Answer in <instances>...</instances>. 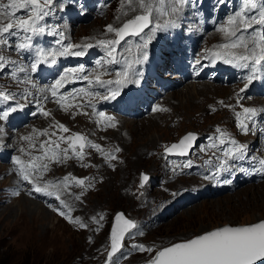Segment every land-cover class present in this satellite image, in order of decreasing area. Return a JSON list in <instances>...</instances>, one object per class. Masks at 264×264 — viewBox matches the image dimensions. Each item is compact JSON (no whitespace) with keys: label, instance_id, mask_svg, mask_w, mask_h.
<instances>
[{"label":"rangeland","instance_id":"rangeland-1","mask_svg":"<svg viewBox=\"0 0 264 264\" xmlns=\"http://www.w3.org/2000/svg\"><path fill=\"white\" fill-rule=\"evenodd\" d=\"M76 1L78 2V4L74 5L69 11H66L68 13H70L71 11L75 13L73 14L61 13L60 15L56 14V16H62L65 19V21L61 23L62 25L61 29L64 30L65 35L68 36V40L65 41V43H73V44L89 43L96 46L97 41L100 39L114 38V34L106 33L105 29H106V25L108 24L119 26V23H121L116 20V17L120 14L119 11L120 0H76ZM215 1L216 0H212L210 5H211V10L216 12H218L222 6H224L226 3L229 2L231 3L232 7L236 9L234 12L236 13L237 11L242 10L244 4V0H224L223 3L220 2V4L217 5L216 8H214ZM5 2H7V0H5ZM56 2H57L56 4L58 3L61 4V2L64 3L62 0L60 1L56 0ZM71 3L75 4V1H71ZM102 5H104V7H101ZM78 9H82L86 11L87 13L90 14V16L82 17V15H80L81 12ZM54 15L55 12L53 11L52 15H50L48 18H51V16ZM77 16H79L78 21L71 20L72 18ZM128 18H131V14L129 15V17H125V19ZM186 22H188L186 17H181L179 20V28L182 27L181 29L182 32H186L184 31L186 29L184 27L188 26L189 24V23L186 24ZM71 24H73L72 27H70ZM55 25L57 26V23ZM195 25L193 29L195 30V35L197 39H199L198 43L204 42L203 43L204 49L202 51L205 53V49L211 47L210 45H212L213 47L209 49L215 51L216 48L214 43L212 44L213 42L212 40L206 41V39L200 37L202 33V26L201 25L198 26L197 24ZM166 32L170 34V40L172 43H177L179 45L183 44L181 48L182 50H184L185 47H187L186 48L187 53H191L193 55V58H195L193 64L196 63L197 60H199L198 58L200 57V49L202 48L199 49L198 47H193L192 46V44L194 43L193 40L186 39L183 33L177 29L171 28L166 30ZM45 35L52 37L54 41L57 39V37L45 33L44 35H42V37L38 36V40H40L38 46L42 47L43 46L42 41L47 40L45 38L46 37ZM219 35L222 36L223 34L219 32ZM191 37L193 36L191 35ZM131 38L129 39L132 40ZM136 39H140V38L137 37ZM155 39L153 40V42L149 44V46H152L153 43L159 44L162 41H164L163 43L166 42V44L165 46L164 45L160 46V48L162 49L165 48L168 45V43H170L169 38L159 39V37H156ZM34 43L36 44V42ZM172 43L170 44L172 45ZM124 44H125L124 42L121 43V45ZM94 46L92 48H95ZM199 47H201V45H199ZM0 51H2V54H4L5 56L9 55L7 49H3ZM31 54L32 56H34V53ZM97 54H95V56ZM103 54L104 55L99 54V56L96 58H99L101 56L105 58L106 57L105 50L103 51ZM148 54L149 56H152L154 54V51L150 49ZM29 55L30 53H27L24 56V59H20L19 57L23 55L18 54L17 58L20 61L19 63L25 60L26 65L30 64L27 60ZM125 55H127L128 59L130 60L135 59V56L130 53H125ZM79 59H81L82 62L77 67L80 66L84 67V63H83L84 58L82 56H79L77 57L76 61ZM144 62L146 61L142 60L143 64ZM199 65L202 66V64ZM58 66L59 65H57V63L55 65H51L52 69L55 70H59ZM109 66L110 65H107L106 67L109 69ZM204 69L205 66L203 65L201 67L200 72L204 71ZM100 71H103V69H100ZM27 74H31V73L29 72ZM4 75L5 73H0V90H7L10 93L12 92L14 94H17L16 95V97H18L17 101L19 100L23 101V99L20 98V94L22 92L20 90L22 86L20 88H16L19 87L20 84H15L14 82L16 80H13L12 77H10L9 75L7 76L5 75L6 77L9 78L8 80L7 78H5ZM37 75L38 73H36V76ZM22 76L23 73H20L21 78ZM200 77L203 78V76ZM152 80L153 79L149 81ZM194 81L195 80H193V82H184V84L181 85V87L173 90L171 95H168L167 99H165V102L162 105L163 109H166V106L168 107L167 104L168 102H170L171 104H173V102H176L172 106V108L174 110L177 109V111L181 114V116H183L184 119L182 117L174 116L173 113L166 114V112L165 114H163L164 116H162L161 113L164 110H159L157 112H160V116L154 119L155 124L162 122L167 118L168 121H166V124L162 122L166 126L157 124L155 129L150 130L149 129L150 123L148 119L152 117L151 115H153L154 114L153 113L145 118H141V117H140L141 119L138 118L139 121L135 120V123L133 124L131 123L128 124L123 120L124 126L122 129L120 127L121 131L118 133H112V135L116 137V143H110V144L112 146H115L116 148L120 147L121 145L122 147L119 148L120 153L121 151L124 150L123 154H121L122 159L124 158L128 162V166L124 168L123 172H119L116 169L110 171L108 180L103 179L104 181L102 182V179H99L97 181V183L99 182L97 185V189L90 188L93 187L94 184H96L94 178L92 179L91 177L94 175L95 177L97 176L99 177V172L95 174H90L91 169H89L88 171V168L81 169L79 172H74L75 174L74 177L85 180L84 186L87 187L85 189V192H82V189H77L80 190L81 195L82 194L84 195L90 191V193L86 196L87 198L85 197V200L82 202V208L81 210H79V212L84 217H86V215L89 212L92 214L93 212L94 214H96L99 210L100 211L103 210L107 212L106 216L100 218L95 217V220L99 222L98 224L99 226L98 225L95 226L97 228L92 227V229L90 228L88 230L87 229L79 230V227L75 228L73 224H70V222L65 218H63V216L59 215L57 211H53V208L59 206V201L55 200V202H49L47 199H43L41 195L36 193H33L30 196L28 194L30 186L26 182L19 181L20 177L17 173L13 174L14 176L16 175L15 177H13L10 173L6 171V169L9 167V163L4 160L7 157L8 153L5 152L6 154L4 153L3 155H1L0 171H3V173L0 172V264H109L108 255H109V251L111 250V232L115 221V217L120 213H123L124 217H127L129 220L134 221L135 225H137L136 223L138 221L140 223L137 227L131 229L125 235L123 240V247L116 254L113 255L111 264H121V263L147 264L148 261L154 257L156 251L162 249L163 247L170 246L173 243L194 238L196 235H200L206 231H210L225 225H232V226L250 225L264 221V209H263L264 206L261 211H258L257 209L254 210L251 209L253 207V204H255V202L263 203L262 205H264V187H258V188L249 187L247 189H244V191L242 190V192L235 195L232 199L229 198L226 199L225 198L227 197L226 195L218 196L216 198H221L222 202L220 204L219 203L216 204L215 206H210L209 204L210 199L208 201H203L198 205L200 208L198 209V212L197 211L194 212L195 214L193 213L186 215L185 213H182L183 211L182 209L185 207H182L178 211L174 210L172 213H170L171 216L179 215L181 213L182 214L180 216L173 218L172 220H171L172 217L167 218V220L170 221H167L163 225L159 224L156 227V229L151 231L145 225L148 222L143 220H142L143 222H141L139 220L140 217H138V214H141L142 210L145 209L144 207H146L145 204L146 202L143 199L142 200L136 199L135 197H133L134 195L131 196L133 199L131 197L121 198L123 196L122 193L126 191L128 188L133 193H138L139 189H137L136 186H138L142 190L143 187L149 185L150 178L154 177L156 180L158 179V176L160 175V165L157 164L159 161L158 156H154L152 158L149 157L148 155L146 156L148 151L159 147L158 150H160L163 153H166L165 152L166 145L171 146L172 144L178 143L188 133H195L197 136L196 141L199 140L201 142L202 140L201 131L207 130L208 128H210L209 126L211 124L218 121L222 117H225V115H222V113H210V114L206 113L207 110H205V107L208 108L211 103H214V102H210L214 100L211 96L208 98L204 97L205 94H198L196 95V98H192L191 95H186L184 97L182 96L183 93L184 94L187 93L188 84L194 83ZM196 81L202 82L205 80L197 79ZM212 83L214 84V86H211L210 88L212 90L215 89V87L220 86L214 81H212ZM21 85H23V83H21ZM70 85L72 84L70 83ZM151 85H153V89H151L152 95L155 92L166 91V88L163 87L162 85H160V87L157 85V83L155 84L153 83ZM205 90L206 89L203 88L201 91H205ZM179 91H181V93ZM223 91L226 90L223 89ZM151 94L149 92V95L146 96V98L150 97ZM220 95L221 94H219V96ZM53 104L54 101L51 100L48 103V110H45L47 112L49 111L51 112V113L49 112L50 113L49 116L46 117L40 114L39 110H37L36 112L37 114L35 116H31L29 131L23 132L21 130L25 124L22 125L21 127H18L20 129L15 128L12 125L10 118L7 121L8 125L6 122L1 121L0 124H2L5 128L4 133H0V137H2L3 139L1 143L8 140L10 136L12 137V135L13 137L15 135L14 138H17V136L19 137L22 134L30 135L32 134L31 131L33 130L32 128L40 131L50 130V132H55V130L58 128L55 127L52 128V126L56 122H61V124L63 125H65L68 122V125L65 126L69 129V131L66 132L65 135L72 136L75 133H79L86 138L88 136L92 137L104 145V143L101 141V137L104 134L103 132L99 133L93 126L89 128L80 127L81 120L84 122L85 118L79 117L74 113H72L71 115L68 114L66 116V120L63 121L62 119L63 116H60L62 113L59 114V112L56 111V108H52ZM3 105H5L4 102ZM50 108L51 110H49ZM204 116H205V120H204ZM76 118H79L80 120L76 121ZM125 121H133V120H125ZM153 122L151 123V125L153 124ZM34 125L36 126L34 127ZM228 128L232 129L231 127ZM124 129L126 130L124 131ZM17 132H21V133L17 134ZM234 134L235 131L232 130L229 132L228 137L233 138ZM215 135L218 136L219 134L217 133ZM44 138L47 139V137L45 136H39L38 140L40 141L42 139L41 141H43L45 140ZM53 138L54 137H52V139ZM196 141H194V143ZM248 141L252 142V140H248ZM25 143L27 149L28 144L27 142ZM116 148L111 147L110 149L114 150ZM34 154L39 155L40 153L34 150L33 155ZM137 154L140 157V161L137 158L138 157ZM189 154H187L188 156H185L183 158H189V157L195 158V156ZM173 155L177 156V154H173ZM25 156L27 155L25 154ZM27 157L28 159H30L29 156ZM134 160L136 165H133ZM136 160H138L139 162L137 163ZM194 167L198 168L200 170V173L197 176H194L193 178L188 173V169L183 170L181 168H176L171 175L173 187L175 188L176 186H178L177 189L183 187L185 193L194 185H200V184L206 185L212 182L214 179H216V176L211 175L207 170L199 168L197 165H195ZM62 168L63 167H59L51 172L45 173L44 179H49L50 181H52L51 179L53 177L64 175L63 172L65 171V169L62 170ZM143 174L148 175L149 179L145 181L143 187H141ZM158 183L159 182H156L154 184V186L158 188L154 187L153 189H155L156 192H161L162 195H165L166 191H163L161 188L162 183H159V186ZM89 184L91 186H89ZM16 186H18L17 187L18 189L16 188ZM19 189H20V195L29 198L31 201H35L37 203H39L40 201L39 204H41L42 207L46 208L50 212V215L46 216V222L48 223V226L44 227L43 225L44 223L41 221V217H39V214L34 213L32 210L31 212L30 209L25 208L24 200H21V198L19 199L18 198L19 196L12 195L13 191ZM23 190H25L26 192ZM206 197L207 195L204 196V198ZM74 198H72V201ZM171 201L172 200H170L169 203ZM66 202L67 204L71 205V207L73 208V205L71 204L72 202L71 203L68 201ZM137 202L140 203L139 209L141 210H138ZM250 202L253 203L251 204ZM190 204L192 205V203H189L188 205ZM49 205H51L52 210ZM65 211L67 210L65 209ZM250 212L255 213V215L253 217L249 216ZM148 216L149 215L147 214V217ZM93 220L94 219L92 217L91 222H93ZM140 244L144 245L146 248L149 247L153 248L154 251L149 253L146 251H139L136 247H134V245H140ZM131 248L133 249L134 255L136 256L133 257V255L131 254V256L129 255L127 258H132V260L134 258L135 259L133 262H125L123 257L124 252L126 251L129 252ZM97 254L98 257H96Z\"/></svg>","mask_w":264,"mask_h":264},{"label":"snow or ice","instance_id":"snow-or-ice-1","mask_svg":"<svg viewBox=\"0 0 264 264\" xmlns=\"http://www.w3.org/2000/svg\"><path fill=\"white\" fill-rule=\"evenodd\" d=\"M220 2L223 3L224 0H220ZM188 3L189 0H120V14L116 20L121 23L119 26L108 24L105 29L106 33L114 34V38L97 41V45L105 50L106 57L98 59L96 61L97 67L91 71L86 70L83 66L64 69L63 74L58 79L48 87L39 89V91L50 93L53 98H56V103L65 110L70 107H79L80 105H74L71 101L77 99L81 94L88 97L114 100L128 83H138L133 79L136 75L134 65L148 59L146 49L158 31L179 27L180 17ZM55 4L56 0H7V2L0 0V50L12 49L21 55L34 53V56L30 55L29 57L30 64L25 65L12 60L0 51V73H3L11 65L10 75L13 80L35 88L36 84L30 75L21 78L19 73H35L41 65H55L58 57L83 56L86 49L94 46L89 43H65L68 40L65 31L48 25L46 18L53 13ZM130 14L131 18L125 19ZM217 31L224 35L225 42L215 46L217 49L215 51L205 49V58L222 60L238 69L248 70L249 74L244 78V87L240 89V93H244L249 85L259 78L257 73L264 67V0H244L242 10L229 16L225 23L219 25ZM45 33L58 37L54 41L56 46L44 48L34 43L35 37ZM129 37H139L142 42L133 44L128 40ZM122 42L128 45L123 53L118 51ZM125 53L134 55L135 59H128ZM137 53H142V60ZM121 60H123L124 67L114 72L115 78L103 79V76L111 74L106 66L120 64ZM196 63L200 64V61L197 60ZM86 72L88 74H85ZM77 81H87L90 87L105 89V94L101 96L99 91H90L88 88L73 89L67 94L61 93L60 90L65 88L67 84ZM16 95L7 90H0V101L8 104V107L0 109V121L7 122L12 113L24 109L25 104L17 101ZM31 95L32 93L27 88L20 94L23 100H28ZM243 98V96L238 95L237 104L241 107L242 112L235 114L240 130L247 134L251 130L249 122L254 124L256 117L264 112V109L245 107L240 103ZM48 99L47 95L43 96V100ZM221 103L223 104V101ZM37 106L40 114L46 117L50 115L44 110L41 101H37ZM90 106L95 107V105ZM225 107L235 110L233 105H225ZM154 110L166 111L167 109H160L157 106V109ZM32 115H36V113L33 112ZM98 115L107 120L109 126L115 127V124L112 123L113 117H106L103 112L98 113ZM52 127L65 133L69 131L65 125L59 122H56ZM4 131V126L0 124V133H4ZM216 132L219 135L213 138L210 147L218 148L226 142L230 143L232 147L224 151L225 159L221 161L217 173L214 175L229 170L228 158L244 159L247 150V145L231 139L221 129L217 128ZM39 136L48 138L39 141ZM55 136L56 132H49L48 130H34L30 135L21 136L20 140L27 142L28 148L21 147L19 151L28 155L30 159L24 160L21 156L13 157V163L17 165L15 171L19 175L20 181L26 182L30 186L29 195L36 193L54 197L55 200L59 201V206L53 208V211H57L69 222L86 228L87 225L80 219H72L71 206L61 199L63 192L72 183L83 188L85 180L69 174L59 181H45L44 174L50 170V163L65 162L72 156L82 161L85 157L83 150L86 146L95 148L108 159H115L116 157L114 153L105 152L100 145L92 144L79 133L68 137L60 135L56 139H52ZM196 139L195 133H188L178 143L171 146L166 145L165 152L187 155ZM61 142L67 143L68 147L61 148ZM33 150L40 154L33 155ZM119 151V148L115 149V152ZM69 152L72 153V156H69ZM208 163H212V161L209 160ZM259 164L261 166L259 170L264 171V159H261ZM185 167H191V161H188ZM148 179V176H142V181ZM89 186L91 185L89 184ZM141 187H143V183ZM12 195L19 196L20 191H13ZM75 199L80 200L81 197L76 196ZM115 219L117 224L111 232L109 264H111L113 255L123 247L122 242L125 234L136 227L133 221L124 218L123 213L118 214ZM134 247L139 251H154L153 248H146L142 244L134 245ZM148 264H264V221L250 225H225L196 235L194 238L173 243L156 251Z\"/></svg>","mask_w":264,"mask_h":264},{"label":"bare ground","instance_id":"bare-ground-1","mask_svg":"<svg viewBox=\"0 0 264 264\" xmlns=\"http://www.w3.org/2000/svg\"><path fill=\"white\" fill-rule=\"evenodd\" d=\"M62 1L64 3L61 2V4L58 3L55 5V7H54L55 15L54 16H56V14L60 15L61 13H65L66 11H69L74 5H76V4L71 3V0H62ZM235 10L236 9H231L228 6H224L220 11H218L216 13L215 17H213V11H211L210 9H208L206 7L205 8V16H204L202 14L200 7H193L188 3L187 5H185L184 11L181 15V17L187 18L188 22H186V24L189 23L188 26L184 27V28H186L184 31H186L188 33V35H195V30L193 29L194 25L195 24H197L198 26L201 25L202 26V33H201L200 37L206 39V41L212 40L213 41L212 44L214 43V45L217 46V45L225 42L224 35H222V36L219 35L217 28L219 27V25L225 23L229 16L235 14L234 13ZM71 13L73 14L75 12L71 11ZM58 17H59V21H61V22L65 21V19L62 16H58ZM70 18H72V17H70ZM49 19L51 20V18H49ZM71 20L78 21L79 16L74 17ZM54 24H56V23H54ZM72 26H73V24L70 25V27H72ZM180 26H182V25H180ZM256 27L258 28L259 26H256ZM181 29H182V27H181ZM212 34H215V35H212ZM156 37H159V39L160 38L161 39L162 38L163 39H165V38L170 39L169 34L165 33L164 31H158L156 34ZM45 38L47 40L42 41L43 46H45L44 48L55 46L54 44H52L54 42L52 37L46 36ZM131 39L132 40H130V39L129 40L133 44L142 42L140 39H136V38H131ZM37 40H38V37H35L34 42H36ZM153 40H152V42H153ZM167 41H168V39H167ZM155 42H156V39H155ZM198 42H199V39H197V37L195 35L194 43L198 44ZM170 43H168V45L162 49L160 48V46H162V45L165 46L166 42L160 43V44L153 43L152 46H149L146 49L147 53H149V50L152 49L153 51H155L157 54H159L161 56L162 60L159 63L158 69H164L163 66L170 67V66L174 65V59H175L174 57H178L180 52H181V49L179 46H177L175 43H172V45ZM210 46L213 47L212 45H210ZM126 47H128L127 44L126 45L125 44L120 45L118 47V51L123 53L124 49ZM211 47H209V48H211ZM215 48H213V49H215ZM77 50H79V49H77ZM8 52L12 54L15 51H13L12 49H8ZM87 53L89 55H91V57H87ZM97 53H99V50H97L95 48H89V49L85 50V55H83L82 57L84 58L83 63H84V68L86 70L91 71L97 67L96 61H95V59H96L95 54H97ZM30 55H32V54H30ZM30 55H29V57H30ZM137 55H140L141 60H142V53H137ZM29 57L27 60L30 63ZM148 58H149V54H148ZM76 59H77L76 56L58 57L57 58V65H59L58 66L59 70L52 69V67H51L52 64H46L45 67L48 69V72L41 77H38V75L36 76L37 72L31 73V74L23 73L22 78L25 75H30L33 82L36 84V87L33 88L31 85H26L23 83L21 90H20V91H22L21 93H23V91L27 88L28 91H30L32 93V95L28 97V100H25V101L19 100L20 103L25 104L24 109L22 111H17L15 113H12L9 116V118H10V121L14 127H15V125H17L21 121L27 122L25 124L27 126L24 125V127H22L21 130L23 132L29 131L30 123H31V116H35V115H32V113L33 112L36 113L38 110L37 101H41L44 110H48V103L51 100H53L54 104H53L52 108H56V111H58L59 114L62 113L60 116H63L62 117L63 121L66 120V116L68 114L71 115L72 113H74L79 117L85 118L84 122L81 120L80 127L89 128V127L93 126L99 133L103 132L104 134L101 137V141L104 143V145L101 142H99L96 139L89 137V136L87 137V140L89 142H91L92 144L100 145V147L105 152L114 153V155L116 157L115 159H108V158H106V156L104 154H102L100 151H97L95 148H92L90 146H86L85 150H84L85 151V157L82 161L75 158L74 156H72V153L69 152V156H72V158L66 160L65 162H61V163H55V164L50 163L49 164L50 170L48 171V172H51L56 168L63 167L62 170L65 169V171L63 172L64 175H61L58 177H53L52 179L49 177L52 181H59L60 179H62L63 177H65L69 174H71V176H74L75 175L74 172H79L81 169L88 168V171H89V169H91L90 174H95V173L99 172V177L98 176L95 177V175L91 177L92 179L94 178V180L96 181V184H94V186L90 187V188L91 189H97V185L99 183V182L97 183V181L99 179H102V182L104 180H108L110 171L116 169L119 172H123L124 168L128 166V162L124 158H123L124 160L122 159L121 154H123L124 150L121 151V153H120V151L115 152V149L114 150L110 149L111 147L116 148L115 146H112L110 144V143H116V137H114V135H112V133L120 132L124 126V122H126L128 124L129 123L133 124V123H135V120L139 121L138 118L137 119L136 118H130V117L125 118V117L120 116L117 113V110L121 106V101H122L121 97L124 94H132L133 93V94H135V99L137 100L138 103L142 104V103L146 102L147 108H146V110L141 112L140 117L145 118L147 116H150V114L154 113L153 115H151L152 117H150L148 119L149 123H150L149 129L153 130L156 128L157 124L166 126L165 125L166 121H168V119L166 118V120L162 121L165 124L162 122L155 124L154 119H156V117L160 116V112H157L159 110H154V109H157V106H159L160 109H163L162 105L164 104L165 99H167L168 95H171L173 90L181 87V85H183L185 81L183 78H180V77L174 78V79H172V81H170L171 82L170 88L167 91L155 92L152 95L151 89H153V85H151V84L154 83V77L152 74L147 73V71L145 70V68L141 62L139 64L134 65V72L136 73V75L133 77V79L138 81V83H128L125 87L122 88L120 95H118L114 100L113 99L105 100V99H102L100 97H88V96H84L83 94H81L80 96H78L77 99L73 100L75 105H80V106L79 107H72L70 109L65 110V109L61 108V106L58 103H56V98H53L50 93H41L39 91V89L46 88L50 84H52L56 79L59 78L60 75L63 74L64 67H66L65 65H67L68 63H72V62L76 61ZM16 61L20 62L18 58L16 59ZM21 64H25V60L22 61ZM151 65L155 66L153 62H151ZM203 65L205 66V64H202V66ZM202 66H200L198 64V71L199 72H200ZM75 67H77V66H75ZM75 67L70 66L68 68H75ZM123 67H124L123 60H121L120 64L110 65L108 71L111 74L103 76L102 78L103 79H114L115 78L114 72L117 70H120ZM213 69L214 68H209V69L205 68L204 71L200 72L199 74L190 73V76L188 78H186V80H188L190 78H196V80L201 79L202 77H200V76H203V78H205V77H207V75L210 74L209 71H211ZM228 69H230V70H228V73H230V75H231L230 78L227 79L224 77L223 82H216L220 86L215 87V89H213V90L210 89L211 86H214V84L210 81H202L201 82V81L195 80L194 83L188 84V87H187V89H188L187 93L188 94L187 93L182 94L183 97L186 95H191L192 98H196V95H198V94H205L204 97H206V98L211 96L214 100L210 101V102H214V103H211L208 108L205 107V110H207L206 113H208V114H210V113H222V115H225V117H222L218 121L211 124L209 126L210 128H208L205 131L202 130L203 132L201 131V133H202L201 134V139H202L201 143L198 145V147L191 154H189V155L195 156V158H190V157L189 158H183V157L188 156V155L176 156V155H172V154L163 153L160 150H158L159 147L151 149L150 151H148L146 156L148 155L151 158L154 156H158L159 161L157 164L160 165V175L158 176V179L156 180L154 177L150 178L149 185L148 186L146 185L145 187H143L142 190H141V188L136 186V188L139 189L138 193H133L128 188L126 191H124L122 193V195H123L122 197L120 195L121 198H123V197L130 198L131 196L134 195L133 197H135L136 199H139V200L143 199L146 202L145 203L146 207H144L146 210L143 209L141 214H138V217H140L139 220L141 222H143V221L148 222L145 225L150 231L156 229V227L159 224L163 225L167 221H170V220H167V218H169V217H172L171 218V220H172L173 218L180 216L182 213H185L187 215V214H193L196 211L198 212V209L200 208L198 205L200 203H202L203 201H208L210 199L209 200L210 203L208 202L210 204V206H215L216 204H218V203L220 204L222 202L221 198H216L218 196L226 195L227 196V197H225L226 199L227 198L232 199L235 195L242 192V190L244 191V189H247L249 187H256V188L264 187V171L259 170L261 167L259 164V161L261 159H264V112H261L260 115H258L256 117L254 124L249 122V128L251 130L247 134H244L240 130L239 122H238L236 114H235L236 112H242L241 107L237 104L238 95L244 97L240 101V103L243 104L245 107H255L257 109H264V90L261 88V84L263 82L262 77L264 78V67H262L260 72L257 73L259 78L255 79L252 82V84L249 85L248 89L244 93H240V89L242 87H244V83H245L244 78L249 74L248 70L238 69V68L234 67L233 65H229ZM54 71H56V72L53 74L52 72H54ZM85 74H88V73L86 72ZM151 79H153V80L149 81ZM233 79H237L238 81L234 82ZM43 80H47L49 82L48 86L45 87L41 84V81H43ZM71 84L72 85H70V83H69L66 85L65 88L61 89L60 90L61 93L67 94L68 92L72 91L73 89L88 88L90 91H99L101 93V96H103L105 94V89L90 87L88 85L87 81H77V82L71 83ZM70 86H72V87H70ZM203 88H205L206 90L201 91ZM223 89H225L226 91H223ZM149 92L151 95H150V97H148L149 101H146L145 99H146V96L149 95ZM179 92L181 93V91H179ZM232 92H233V94H232ZM261 93L263 95H261ZM219 94H221V95L219 96ZM44 95H47L49 97V99L46 101L43 100ZM20 98H21V96H20ZM221 101H223V104L221 103ZM175 103L176 102H173V104H171L170 102H168L167 103L168 107L166 106V109L168 111L167 110L163 111L161 113L162 116H164L163 114H165V112H166V114H169V113L172 114L173 113L174 116L183 118V116H181V114L177 111V109L174 110L172 108V106ZM90 105H95V107H92ZM201 105H203V104H201ZM225 105H233L235 110H233V108L225 107ZM6 107H8V104L4 105V108H6ZM0 109H3V108H0ZM49 110H51V108ZM100 112H103L106 117H113L114 120L112 121V123L115 124V127L109 126V122L98 115V113H100ZM51 118H53V117H51ZM172 119H173V117H172ZM53 120H55V119H53ZM79 120H80L79 118H76V121H79ZM123 120H124V122H123ZM125 120H133V121H125ZM204 120H205V116H204ZM35 121H37V120H35ZM226 121H229V122H226ZM2 122H4V121H2ZM152 122H153V124L151 125ZM38 123H39V121H38ZM59 123L61 124V122H59ZM7 125H8V123H7ZM65 125H68V122ZM35 126L36 125H34V127ZM120 127H121V129H120ZM228 127H231L232 129H229ZM41 128H42V126H41ZM52 128H54V127H52ZM116 128H119V129H116ZM217 128L221 129L223 132H225L227 134H229V132L232 130L235 131L234 137L231 139H234L241 144L247 145V150L245 152L244 159L228 158L229 170L228 171H222V172H219L218 174H215L216 179H214L212 182H210L206 185L205 184L194 185L189 190H187L185 193L183 190L184 188L181 186H179L181 188H178V189H177L178 186H176L174 188L172 185L171 175L175 171L176 168H181L183 170L188 169V173L191 175L192 178L194 176H197L200 173V170L198 168L194 167L195 165H197L199 168L207 170L211 175H214V173H217V169L219 167V164L221 163V161L223 159H225V157L223 156L224 151H226L227 149L232 147V145L230 143H227V142L223 145H220L218 148L210 147V145L213 142V138L217 137L215 135V134H217V132H216ZM18 129H20V128H18ZM32 129L33 130H31V131L33 133V131L35 129L34 128H32ZM38 129H39V127H38ZM42 130H43V128H42ZM125 130L126 129H124V131ZM49 132H50V130H49ZM55 132H56V136L53 139H56L60 135L68 137L67 135H65V132H62L59 129H56ZM20 133L21 132H17V134H20ZM9 135H10V133H9ZM24 135L25 134H22L21 136H24ZM21 136H19V137L17 136V138H14L15 135H14V137L12 135V137L10 136V138L8 140H6V141L4 140L5 142H2V143H1V141L3 139H2V137H0V139H1L0 140V156L3 155L5 152L8 153L5 160L4 159L3 160L9 163V167L6 169V171L8 173H10L13 177L16 176V175L14 176L13 174H16L15 169L17 168V165H15L13 163L12 158L15 156H21L22 159L28 160V157H27L28 155L25 156V154H23L19 151V149L21 147L26 148V145H25L26 143L24 141L20 140ZM44 139H46V138H44ZM248 140H252V142L248 141ZM66 147H68V144L61 142V148H66ZM120 147H122V146L120 145ZM120 147H117V148H120ZM118 154H119V156H118ZM34 155H36V154H34ZM117 157H118V159H117ZM137 158L140 161L139 155ZM181 159H184V160H181ZM120 160H122V161H120ZM209 160H211L212 163H208ZM136 161H137V163L139 162L138 160H136ZM188 161H191V167H185V165L187 164ZM133 165H136L135 160H134ZM241 169H243V170H241ZM0 172L3 173V171H0ZM51 176H52V174H51ZM44 180L50 181L49 179H44ZM19 181H20V178H19ZM156 182L162 183L161 188L163 191H166L165 195H162L161 192H156L155 189H153L154 187H156V186H154V184ZM159 183H158V186H159ZM175 184H177V183H175ZM17 187L18 186H16V188ZM19 187H20V185H19ZM120 187H121V184H120ZM86 188L87 187H85V186H83V188L78 187L75 185V183H72L70 185V187L63 192V197L65 199L61 195L63 200L68 201L70 203L72 202L71 203L73 205V208L71 207L72 208V212H71L72 219L75 220L78 218L84 224L87 225L86 228H81L78 224L70 222V224H73L75 228L79 227V230H82V229L88 230L90 228L92 229V227L97 228L95 226L98 225L99 222H97V220H95V219L93 220V222H91V218L92 217L93 218H95V217L100 218V217L106 216V213H107L103 210L102 211L99 210L96 214H94V212L92 211L93 214L89 212L86 215V217H84L79 212V210H81V208H82V202L85 200V197L90 193V191L84 195L83 194L81 195L80 190H77V189H82V192H85ZM156 188H158V187H156ZM25 190H23V191H25ZM19 191H20V189H19ZM39 195H41V194H39ZM205 195H207L206 198H204ZM6 196H8V195H6ZM41 196L43 199H47L49 202H55L54 197L49 198L47 196H43V195H41ZM76 196H80L81 199L76 200L74 198ZM11 197H12V195H11ZM18 198L19 199L21 198V200H24L26 209H30V211L32 210L34 213L39 214V217H41V221L44 223L43 224L44 227L48 226V223L46 222V216L50 215V212L46 208L42 207L41 204H39L40 201H39V203H37L35 201H31L29 198L23 197L22 195H19ZM72 198H74L73 201H72ZM213 198H215V199H213ZM36 199H38V198H36ZM211 199H213V200H211ZM170 200H172V201L169 203ZM198 200H199V202H198ZM189 203H192V205L191 204H190L191 206L188 205ZM262 204L263 203H256L255 202V204H253V207L251 209L252 210L257 209L258 211H261L263 206H264ZM139 205H140V203H138V210H141V209H139ZM57 206H58V204H57ZM188 206H190V207H188ZM182 207H185V208L182 209L183 211H182V213L180 212L181 214L171 216L170 213H172L174 210L178 211ZM51 210H52V207H51ZM147 214L149 215L148 217H147ZM254 215H255V213L250 212L249 216L253 217ZM63 218H65V217H63ZM66 220H68V219H66ZM139 223H140L139 221L136 223L137 224L136 227L139 225ZM131 254L133 255V257L136 256V255H134L132 248H131V250H129V252H127V251L124 252L123 257H124L125 262H133L134 261L135 258L133 260H132V258H127L129 255L131 256ZM96 257H98V254ZM134 264H136V263H134Z\"/></svg>","mask_w":264,"mask_h":264},{"label":"water","instance_id":"water-1","mask_svg":"<svg viewBox=\"0 0 264 264\" xmlns=\"http://www.w3.org/2000/svg\"><path fill=\"white\" fill-rule=\"evenodd\" d=\"M197 144H198V141H196V142L193 144V147L189 150V152H190L191 150H193V149L197 146ZM173 154H177V153H173ZM177 155H180V154H177ZM143 176H145V174H143ZM146 176H148V175H146ZM142 183L144 184L145 181H142ZM115 218H116V217H115ZM124 218H125V219H128L127 217H124ZM128 220H129V219H128ZM131 221H132V220H131ZM133 222H134V221H133ZM134 223H135V222H134ZM116 224H117V222H116V219H115L114 224H113V228L116 227ZM113 228H112V229H113ZM215 229H216V228H215ZM130 230H131V229H130ZM130 230H129V231H130ZM213 230H214V229H213ZM210 231H211V230H210ZM126 234H127V233H126ZM126 234H125V235H126ZM123 240H124V239H123ZM122 243H123V242H122ZM110 251H111V250H110ZM110 251H109V252H110ZM147 264H148V263H147Z\"/></svg>","mask_w":264,"mask_h":264}]
</instances>
